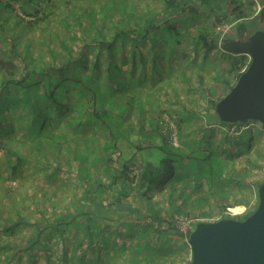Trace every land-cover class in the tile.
<instances>
[{
    "label": "trees",
    "instance_id": "1",
    "mask_svg": "<svg viewBox=\"0 0 264 264\" xmlns=\"http://www.w3.org/2000/svg\"><path fill=\"white\" fill-rule=\"evenodd\" d=\"M15 1L0 0L1 17L16 15L21 29L6 32L0 23V39L5 40L0 44V184L16 188L28 164L46 186L41 181L27 186L40 213L36 217L20 215L14 201L17 214L3 216L0 200V231L6 233L0 235V264H12L13 258L19 264H107L117 257L125 264H170L162 253L156 257L143 237L144 226L151 225L160 241L171 234L187 240L176 223L182 210L173 206L179 193L175 179L183 168L192 170L184 160L200 159L199 149L209 146L206 131L212 130L203 123L201 138L189 143L196 146L193 152L170 141L173 131L179 139L180 126L159 121L156 102L155 111L152 102L145 110L150 89L142 86L164 69V56L158 60L161 52L153 51L148 60L145 53L166 46L172 54L190 41L203 56L220 50L237 77L246 55L226 52L220 45L258 28L264 12L245 20L244 0H233L234 8L223 5L225 0H169L165 7L164 0H150L144 12L129 0H35L32 7L34 0H25L19 9ZM194 20L201 21L192 24ZM54 21L57 26L51 30ZM232 21L230 32L220 28ZM32 28L42 32L38 42L29 32ZM215 101L202 109L207 124L221 122L236 130L246 122L219 120ZM134 127L143 133L139 141L130 137ZM248 129H223L221 139L226 136L247 147L252 137ZM153 149L161 152L157 161L150 158ZM62 173L75 175L78 192L66 195L57 212H43L41 200L63 194ZM10 189L4 194L10 196ZM164 196L167 202L158 204ZM130 216L139 219L131 221ZM20 222L28 227L27 234H11ZM136 224L141 228L132 230L131 239L113 237L123 226Z\"/></svg>",
    "mask_w": 264,
    "mask_h": 264
},
{
    "label": "rangeland",
    "instance_id": "2",
    "mask_svg": "<svg viewBox=\"0 0 264 264\" xmlns=\"http://www.w3.org/2000/svg\"><path fill=\"white\" fill-rule=\"evenodd\" d=\"M130 4L132 6H135L134 9H136L138 12H144V6L147 2L150 0H129ZM154 1V3L161 4L162 0H151ZM135 2L137 3L135 5ZM153 3V2H152ZM26 5L25 0H16L14 7L16 9H19L18 5ZM253 1L252 0H245V3H243L244 11L246 13V16L243 17L245 20H249L250 18L256 17L260 13H254L253 9ZM29 6H37V2L34 0L33 5ZM9 9H6L5 12H9ZM32 13L33 10H30ZM24 12V11H22ZM21 12V14H22ZM264 11H262L263 13ZM236 13V12H235ZM28 14V13H27ZM237 14V13H236ZM7 18L1 17L0 15V23L2 24V28L4 31H20V22L16 23V15L9 16L8 13H6ZM29 18H34L35 15H27ZM10 18V19H9ZM28 18V17H27ZM8 19V20H6ZM16 20V21H15ZM201 20H194V23H198ZM46 23V22H45ZM235 21L232 23H224L220 26V28L225 32H230L232 25H234ZM57 23L51 22V30L53 27H56ZM258 28H264V15L260 20V23L258 25ZM23 34L26 33L24 31V28L22 27ZM29 32L38 38L37 42L39 41V38L42 36L41 30L37 28H32L29 30ZM22 34V36H23ZM15 36V34H14ZM54 39V36L52 37ZM16 39L21 40V35L16 34ZM5 42L3 38L0 39V44L2 45ZM37 43L36 41H34ZM182 55L184 56L183 59L180 57V55H177V52L173 51V53H167L166 52V46L156 48V50L148 49L145 53V58L150 60L152 59L153 51L161 52V56L157 58L160 60V57L164 56V60L168 59V62H170V65L174 64V67L177 62V58L183 60L186 62L185 69L190 71V68H196L198 66L197 62L198 59L205 60L201 64L203 67L202 74L204 75V83H199L195 80L191 81V87L189 88L186 84H183L181 86L180 82L178 86L175 88H169L164 89V94L158 93V90H149V100H156L160 104L159 109L161 111L162 117L159 121H161L162 118L168 120L169 123H172L174 125V128L177 129L178 125L181 127L184 123L182 119L179 118L178 112L181 108L185 107L195 110L196 112L199 111L202 113V109L206 108L210 105V102L212 100H217L219 97H221L233 84V82L236 79V72H229L227 68V56H223L220 53V50H212L208 53H206L205 56L202 54V50L198 49L195 50L193 48V44L188 41L184 42L182 44ZM22 47V45H21ZM177 49V48H176ZM175 56V57H174ZM198 56V57H197ZM191 57L193 58L190 61V64H188V59L190 60ZM247 57V56H246ZM197 58V59H196ZM248 59V58H247ZM246 59V61H247ZM164 62V61H163ZM195 62V63H194ZM162 66V63L159 62ZM166 64V63H165ZM218 73H217V72ZM193 75V76H192ZM192 77H194V73L191 74ZM196 77V76H195ZM178 84V82H176ZM200 84L202 86V89H200ZM205 90H208V92H211L209 94H206ZM155 93V94H154ZM184 104V105H183ZM135 116V114H134ZM136 117V116H135ZM136 118L133 120L135 121ZM189 119H191L189 122H187ZM188 120H185L184 122L189 124V129L191 132H195L197 129V124L199 125V122L206 124L207 121L205 120L204 114L202 113L200 115V118L197 117L195 120L193 117H189ZM130 120V119H129ZM131 121V120H130ZM247 124L249 126V132L251 133L252 137L249 140V145L246 147H243V143H238L234 139L230 140L228 137H225L224 141H222L221 138H223L224 131H214L212 135H210V142L208 143V148L204 147V149L201 150L199 154V158L197 159V163L202 165V168L209 170L211 169H217L219 166L217 165L216 158L214 156L213 149L211 148L212 145L217 146L218 144L220 146L223 145H229L231 146V150L233 153V158L231 159L232 162H229L227 165H224L221 173L225 177H222L220 179L219 183H216L215 181V175H212L209 177V171H207V177L203 176L204 173L202 170L199 172L197 171V174L192 173L193 171H188V169L183 168L180 170V175L178 178L176 176L175 182L178 183V195L175 197V202L173 204L174 208H177L179 210H182L181 214H178L176 216L178 220V224L180 226H185L187 221L193 220L195 218L203 217L208 219H213L217 215H219L224 209H227L228 204H232L234 200H240L238 205H248L249 202L257 195V188L259 183L264 179V123H261L257 120H248ZM150 128L151 126L148 125ZM183 128V127H182ZM226 131L229 132V128ZM183 132V130H181ZM131 132V130L129 131ZM200 133V131H197ZM230 133V132H229ZM235 135V134H232ZM143 136V133H140L137 131V127H134L132 129V135L130 136L132 140L139 141L141 139L140 137ZM143 138V137H142ZM178 143L180 142V146L183 149H186L183 147L184 141L182 140V137H180V132L178 134ZM148 139V137H147ZM183 145V146H182ZM208 150V152L206 151ZM145 153H147V150H145ZM152 155L150 158L153 161H157L161 155L160 151H151ZM230 158V156H229ZM193 159L184 160V165H188L186 167H195L196 164ZM228 160V159H227ZM224 163V162H223ZM73 168L75 167V162L72 161ZM34 167L31 165L26 164L22 170L23 179L18 181L16 188L10 189L8 186V183H1L0 184V195H2L1 204L3 208L2 215L8 214L10 215H16L17 211L16 208L13 206L15 203L16 206L19 208V214H23L25 218H31L39 216V210L36 209V203L31 200V197L29 195V191L27 190V186L30 185H37L39 181H41V184H44L46 186V181L42 179V177H38L39 174L37 171H34ZM5 175V174H4ZM2 175V176H4ZM75 175L73 173H62L60 176V191L63 192V194L58 195L57 197L48 199V200H41L44 203V206L42 207V211L50 212H57L59 208H61L65 202L64 197L68 194H73L74 192H78V181L76 179ZM205 178L206 180L203 181ZM43 180V181H42ZM201 182V185L197 186V183ZM216 183V184H215ZM51 184V183H50ZM6 189H10V196L7 194H4ZM217 190V191H215ZM3 194L5 195L3 197ZM39 194V190H37V195ZM154 200H157L155 196H153ZM158 204H161V202L166 203L167 199L164 196V198L159 197ZM11 201H14V203H11ZM53 202V203H52ZM255 208V207H254ZM253 208V209H254ZM168 209V208H166ZM252 209V210H253ZM251 210V211H252ZM122 212H125V210H121ZM250 210H246L245 213L240 215H235L236 218H243L247 214L251 212ZM202 212H207L208 215L201 214ZM139 219V217L130 216L129 219L131 221H135ZM189 219V220H188ZM3 221V219L1 220ZM143 222V220H141ZM141 224V223H140ZM140 224H136L132 227L123 226L119 229L118 233L114 235L113 237H116L117 240L120 238H126L131 239L133 237V231L138 226L140 227ZM144 225V224H143ZM166 224L163 223L161 227H165ZM16 227L15 229L12 228L10 230L11 234H19L21 236H24L27 234L28 227L24 225L22 222L16 223L14 225ZM145 231H144V238H147L150 242V245L153 247L156 257H158L161 253L168 258V262L170 264H189L190 261V248L187 240L185 238H180L177 235H164L163 241H160L159 237L156 236V232L154 228L151 225H145ZM141 228V227H140ZM6 234L0 231V235ZM137 236L138 233H135ZM54 239L51 238L50 242H52ZM52 244V243H50ZM163 244V245H162ZM87 254V253H86ZM117 260L112 259L111 262H108L107 264H125L124 261H120L121 259L119 257L116 258ZM12 264H19V260L17 258H13L11 260Z\"/></svg>",
    "mask_w": 264,
    "mask_h": 264
},
{
    "label": "water",
    "instance_id": "3",
    "mask_svg": "<svg viewBox=\"0 0 264 264\" xmlns=\"http://www.w3.org/2000/svg\"><path fill=\"white\" fill-rule=\"evenodd\" d=\"M231 31V30H229ZM221 49L250 59L230 88L214 103L219 120L264 123V28L223 40ZM258 202L243 218L197 220L188 234L189 264H264V179Z\"/></svg>",
    "mask_w": 264,
    "mask_h": 264
},
{
    "label": "crops",
    "instance_id": "4",
    "mask_svg": "<svg viewBox=\"0 0 264 264\" xmlns=\"http://www.w3.org/2000/svg\"><path fill=\"white\" fill-rule=\"evenodd\" d=\"M168 1L169 0H164V7ZM227 3H228L229 8H234L236 6V3H234L233 0H225L224 3H222V4L227 6ZM176 52H177V55H180V57L183 59L184 56L182 55V50L177 49ZM177 59H178L176 62L177 65H175V67H174V64L170 65L171 61L168 62V59L164 60V64L166 63L164 65V69L160 70V68H159L160 73L158 75L155 74L152 79H149V77H148V79L144 82V85H142V86H145L146 88H148L150 90H158V93L163 92V94H164V89L175 88L176 86H178L180 84H181V86H183V84H186L190 88L192 80H195L199 83H204V75L202 74L203 69H201V67H203L201 64L203 62V60L201 58L198 59V61H195V62H197L198 66L196 68H190V71L185 69L186 62L183 61L184 59L183 60H181L179 58H177ZM192 59H193L192 57L190 60L188 59V64H190V61ZM148 70L146 71V73H149ZM192 73H194V77H192L193 75L191 76ZM188 78H189V80H188ZM176 82H178V84ZM179 82H180V84H179ZM200 89H202L201 84H200ZM148 93H149V91L147 92V95H148ZM150 98H152V97H149V96L145 97V99H147L146 101H148V103H146L144 105V108L148 107L147 104H149V106H150L151 102L153 103L152 107H153L155 102L157 103L158 106H160V104L157 102L158 97L156 98V100H151V101L149 100ZM152 109H154V107ZM183 109H185V111H183ZM145 110H148V108ZM154 111H155V109H154ZM158 112H161V111L159 108L158 109L156 108L155 115H158L159 114ZM201 114H202L201 112H199V111L196 112L195 110L186 108V106L181 108L178 112L179 118L182 119V121L184 123L180 127V130H183V132L181 131L182 133L180 134V137H182V140L184 141L183 147L187 148V150H190V151L196 150V146L193 144V146L190 147L189 143L193 139H196V141H197V138L198 139L201 138V133L204 129V128H202V126H204V125H203V123H201L202 121L199 122V125L197 124V126H196L197 127L196 131L191 132L189 129V124L185 123L184 121L188 120L189 117H193L194 120L197 117L200 118ZM147 115H148V113H147ZM144 120L147 121V118H145ZM190 120L191 119H189L187 122H189ZM207 125L211 126L212 131H206V137H207V135L209 137V133H210V135H212L214 133V131H216V132L219 130L223 131L224 128H228L227 126H225L221 122L209 123ZM224 130H226V129H224ZM197 131H200V133H198ZM209 142H210V139H209ZM211 148L213 149L214 156H215L216 161H217L216 166H219V167L217 169H211L210 168L209 170H207L205 168L203 169L201 164H196L195 167L192 166L193 168L191 171H193L192 173L197 174V171L200 172L202 170L204 172L202 175L205 177H207V175H208L207 171H209V177H211L212 175H215V181H216V183H219L220 179L222 177H225L223 175V173H221V171H222L223 167L225 168L224 165H227L229 162H232L231 159L233 158L234 152L231 150V146H229L227 144L223 145V146H220L219 144L217 146L212 145ZM207 149L210 150V148H208V147H207ZM207 149H206V151L208 152ZM229 156H230V158H229ZM188 159L189 158H187L186 160H188ZM195 160L196 159H194L192 161L195 162ZM215 191H217V190H215ZM235 205H238V204H235Z\"/></svg>",
    "mask_w": 264,
    "mask_h": 264
},
{
    "label": "built area",
    "instance_id": "5",
    "mask_svg": "<svg viewBox=\"0 0 264 264\" xmlns=\"http://www.w3.org/2000/svg\"><path fill=\"white\" fill-rule=\"evenodd\" d=\"M252 1H253L252 5H253L254 13H260V12L264 11V0H252ZM245 55L247 56L248 59L246 61V64L239 70V72L244 70L245 67L247 66L248 62H249V59H250L249 55H247V54H245ZM247 121L243 122L242 124H240L239 127L236 128V130H235V125H232L229 128V131L230 132H239L240 130L249 127L248 124H247ZM169 139L174 145H178V139H177V136L174 134V131L170 134ZM257 202H258V196L256 195L249 202V204L248 205H244L242 210H240L239 212L231 211L230 209H231L232 206H227V209H224L219 215H217L213 219H208V218H203V217L195 218L193 220H189L188 219L189 221H187L185 226H180L178 224V220H177L176 223H177L179 229L182 232H184L185 234L188 235L197 220H215V219H218V218H221V217H226V216L235 217V215H240V214L245 213L246 210H250L251 211L257 205Z\"/></svg>",
    "mask_w": 264,
    "mask_h": 264
},
{
    "label": "bare ground",
    "instance_id": "6",
    "mask_svg": "<svg viewBox=\"0 0 264 264\" xmlns=\"http://www.w3.org/2000/svg\"><path fill=\"white\" fill-rule=\"evenodd\" d=\"M243 206L242 205H234L231 207V211H234V212H239L240 210H242Z\"/></svg>",
    "mask_w": 264,
    "mask_h": 264
}]
</instances>
